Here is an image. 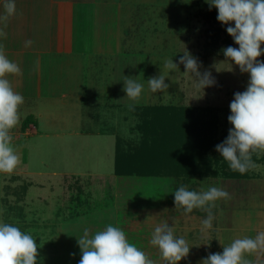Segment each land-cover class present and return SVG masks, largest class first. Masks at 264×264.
<instances>
[{"label":"rangeland","instance_id":"rangeland-1","mask_svg":"<svg viewBox=\"0 0 264 264\" xmlns=\"http://www.w3.org/2000/svg\"><path fill=\"white\" fill-rule=\"evenodd\" d=\"M82 1L85 12L78 3L71 16L70 41L64 49L41 53L36 84L33 79V89L22 93L20 122L11 131L21 163L12 173H0V220L36 238L37 264H78L77 238L85 229L94 234L109 224L122 228L155 264L164 262L149 241L165 222L191 247L178 264H199L234 239L264 231V152L252 153L255 167L240 179L191 175L174 182L166 175L118 176L112 170L116 142L124 148L139 139L138 118L127 108L133 102L122 90L125 77L144 86L136 107H214L218 144L227 138L233 127L230 103L234 93L246 90L250 74L223 54H205L212 25L207 0ZM230 43L239 47L232 37ZM186 51L198 60L201 73L211 72L213 86L199 89L195 76L184 73L179 60ZM169 59L178 69L164 68ZM258 60L264 62V54ZM162 73L167 93H152L147 80ZM29 113L36 123L21 128ZM181 185L228 191L231 199L215 202L211 229L201 230L207 215L186 216L175 208L173 192Z\"/></svg>","mask_w":264,"mask_h":264},{"label":"clouds","instance_id":"clouds-1","mask_svg":"<svg viewBox=\"0 0 264 264\" xmlns=\"http://www.w3.org/2000/svg\"><path fill=\"white\" fill-rule=\"evenodd\" d=\"M210 6L218 10L217 20L228 26L226 31L239 47L227 46L222 49L223 55L234 61L241 73H249L250 80L243 92L234 93L230 103L231 115L227 138L216 145L232 171L244 174L255 167L252 153L264 152V62L258 60L264 50V0H207ZM4 14L0 21L5 26L16 12L15 0H5ZM5 33L0 31V36ZM32 40L25 42L31 46ZM187 74L195 76L196 87L203 89L215 84V78L210 71L201 73L198 60L187 51L180 57ZM164 68L178 69V65L169 59L164 62ZM20 66L8 59L3 45H0V173H12L21 163L17 149L13 146L12 129L20 122V107L24 104V97L16 92L8 75H20ZM192 75V76H193ZM166 76H159L147 80L152 93H167L169 87L165 83ZM126 97L132 101L127 105L129 111H135L144 90L142 83L136 79L125 77L122 89ZM176 209H183L184 215L199 209L207 213L202 220V231L212 228L215 219L213 208L220 199H231L228 191L223 188L210 187L207 190H188L181 185L174 192ZM150 244L159 251L164 264H178L188 257L190 248L186 239L174 235V227L165 222L155 227L151 234ZM81 252L78 264H155L136 244L130 242L122 228L109 224L103 230L90 234L85 229L83 235L77 238ZM36 238L29 232L22 231L18 226L0 220V264H37L39 256ZM264 255V231H260L254 238L243 237L234 239L229 245L223 246V251L210 253L199 264H264L259 257ZM248 256H256L250 260Z\"/></svg>","mask_w":264,"mask_h":264},{"label":"trees","instance_id":"trees-1","mask_svg":"<svg viewBox=\"0 0 264 264\" xmlns=\"http://www.w3.org/2000/svg\"><path fill=\"white\" fill-rule=\"evenodd\" d=\"M208 6L211 26L207 29V41L203 45L205 54H223L222 49L232 46L231 36L224 25L217 20L218 10ZM223 33L221 41L218 40ZM233 47V46H232ZM133 112V111H132ZM137 143L122 147L116 142L112 170L118 176H169L176 182L189 176L219 175L233 179L248 177V171L241 174L232 171L222 156H218L216 145L217 113L211 106L180 104H148L136 107ZM36 123L32 114L21 121V128ZM193 212L207 215L194 209Z\"/></svg>","mask_w":264,"mask_h":264},{"label":"crops","instance_id":"crops-1","mask_svg":"<svg viewBox=\"0 0 264 264\" xmlns=\"http://www.w3.org/2000/svg\"><path fill=\"white\" fill-rule=\"evenodd\" d=\"M81 1L15 0V15L9 18L6 26L0 21V31L5 33L4 36H0V45H3L8 59L21 68L20 75L6 77L16 92L23 96L22 93L33 89L31 83L35 79L36 84L41 53L44 55L48 50L54 52L65 48L70 41L68 36L72 25L71 16L77 10L76 4L82 3L81 9L85 12L86 3ZM4 3L5 0H0V15L4 14ZM28 40H32L33 43L26 47L25 42ZM37 93H34V96L39 97ZM26 96L27 99L32 97L28 92Z\"/></svg>","mask_w":264,"mask_h":264}]
</instances>
